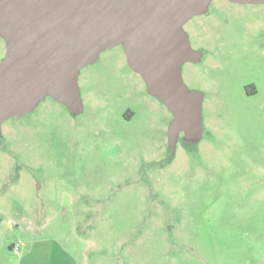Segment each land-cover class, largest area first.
Listing matches in <instances>:
<instances>
[{
    "label": "rangeland",
    "instance_id": "1",
    "mask_svg": "<svg viewBox=\"0 0 264 264\" xmlns=\"http://www.w3.org/2000/svg\"><path fill=\"white\" fill-rule=\"evenodd\" d=\"M207 14L183 26L203 59L181 68L184 84L203 95L202 137L180 136L173 156L171 116L121 47L81 69V115L46 98L2 123L0 264L264 262V7L213 0ZM248 29L259 34L256 98L240 94L243 81L229 68L213 70L205 59L212 32ZM4 53L0 39V61ZM222 78L236 96L224 97L228 111L218 107L227 113L218 116L227 118L212 136L207 112Z\"/></svg>",
    "mask_w": 264,
    "mask_h": 264
},
{
    "label": "water",
    "instance_id": "2",
    "mask_svg": "<svg viewBox=\"0 0 264 264\" xmlns=\"http://www.w3.org/2000/svg\"><path fill=\"white\" fill-rule=\"evenodd\" d=\"M213 0H0V136L8 119L33 112L46 98L73 117L84 107L78 87L81 69L121 47L129 70L171 120L166 138L173 156L180 138L202 137L200 91L188 88L181 68L196 63L183 26L208 12ZM263 5L264 0H225Z\"/></svg>",
    "mask_w": 264,
    "mask_h": 264
},
{
    "label": "flooded vegetation",
    "instance_id": "3",
    "mask_svg": "<svg viewBox=\"0 0 264 264\" xmlns=\"http://www.w3.org/2000/svg\"><path fill=\"white\" fill-rule=\"evenodd\" d=\"M226 2L230 7L232 6L235 9L263 6L252 4H235L228 1ZM216 13L217 9L213 10L210 15H207H209V17H214ZM241 21L242 23H247V21L243 20H240L239 22ZM227 22L228 20L226 18L222 20V23ZM258 36V32L250 29L242 31L232 30L225 32L216 30L212 32V42L206 49L205 59L207 63H210L212 65V69L214 70L215 68H217V70L219 71H226L229 68L232 75H237L236 77H240L243 81L240 89V94L247 98H256L258 95H260V91L257 88L260 77L259 73L261 72L259 70L261 59H259V56H257ZM250 53H252L253 57ZM202 59L203 54L201 53L200 61ZM262 68V77H264V64L262 65ZM225 81L224 78H222L221 82H217V84H215L218 88L217 91L214 92L216 99L213 100L207 112L208 116L206 126L210 130L212 136H215L217 135V133H219L218 130L220 126L217 127L218 123L221 124V121L227 118V115L218 116V113H221L220 111H218V107L221 110L224 109L225 112L228 111V109L225 108V102H223L224 97H227L229 95L236 96L234 92L235 86H232L228 83L226 85V83H224ZM225 112H222L221 114H227ZM222 125L224 127V123H222ZM223 144H226V142Z\"/></svg>",
    "mask_w": 264,
    "mask_h": 264
},
{
    "label": "built area",
    "instance_id": "4",
    "mask_svg": "<svg viewBox=\"0 0 264 264\" xmlns=\"http://www.w3.org/2000/svg\"><path fill=\"white\" fill-rule=\"evenodd\" d=\"M18 248H19V245H18V244H13V245H12V249H13L14 251H17Z\"/></svg>",
    "mask_w": 264,
    "mask_h": 264
},
{
    "label": "crops",
    "instance_id": "5",
    "mask_svg": "<svg viewBox=\"0 0 264 264\" xmlns=\"http://www.w3.org/2000/svg\"><path fill=\"white\" fill-rule=\"evenodd\" d=\"M254 264H264V262H261V261H260V262H256V263H254Z\"/></svg>",
    "mask_w": 264,
    "mask_h": 264
}]
</instances>
